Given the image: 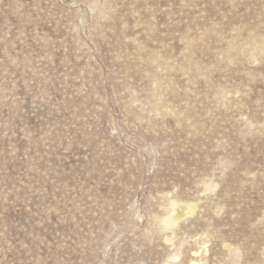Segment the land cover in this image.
<instances>
[{"label":"rangeland","instance_id":"obj_1","mask_svg":"<svg viewBox=\"0 0 264 264\" xmlns=\"http://www.w3.org/2000/svg\"><path fill=\"white\" fill-rule=\"evenodd\" d=\"M194 261L264 264V0H0V264Z\"/></svg>","mask_w":264,"mask_h":264},{"label":"bare ground","instance_id":"obj_2","mask_svg":"<svg viewBox=\"0 0 264 264\" xmlns=\"http://www.w3.org/2000/svg\"><path fill=\"white\" fill-rule=\"evenodd\" d=\"M177 204V203H176ZM186 205V204H185ZM174 207H176V206H174ZM186 207V206H185ZM184 206H180L179 205V207H178V204H177V207L176 208H178V213L177 214H175V215H173V216H169V217H167L165 220H164V226L166 227V228H168V227H170L171 225H174V224H176L177 223V221H179V219L185 214V212L183 213V211H185V209H187V208H185ZM196 208V207H195ZM192 212V211H191ZM188 213V212H187ZM198 254V253H197ZM192 264H198L197 262H193Z\"/></svg>","mask_w":264,"mask_h":264}]
</instances>
